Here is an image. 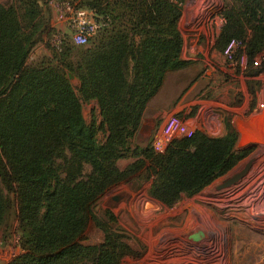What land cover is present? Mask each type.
Listing matches in <instances>:
<instances>
[{
	"label": "trees",
	"instance_id": "trees-1",
	"mask_svg": "<svg viewBox=\"0 0 264 264\" xmlns=\"http://www.w3.org/2000/svg\"><path fill=\"white\" fill-rule=\"evenodd\" d=\"M75 1L107 27L84 46L65 37L38 64H29L33 49L54 31L46 3L0 4V230L13 216L22 247L9 264H121L138 254L113 214H97L107 192L149 182L150 196L173 208L249 154L237 149L229 120L223 136L198 131L173 140L164 153L134 144L168 75L192 65L183 58L180 29L188 0ZM224 19L220 41H242L253 62L264 51V0H230ZM93 101L102 117L98 127L83 113ZM121 160L132 162L122 169ZM92 224L105 234L101 245L83 244Z\"/></svg>",
	"mask_w": 264,
	"mask_h": 264
},
{
	"label": "rangeland",
	"instance_id": "rangeland-1",
	"mask_svg": "<svg viewBox=\"0 0 264 264\" xmlns=\"http://www.w3.org/2000/svg\"><path fill=\"white\" fill-rule=\"evenodd\" d=\"M11 1L0 0V4L7 5ZM189 1L190 4L192 2L186 16L189 22L185 28L182 27V31L187 56L192 54L200 61H192V65L184 69L185 72L170 75L168 86L179 94L188 85L189 89L195 85L193 100L197 104L176 115L189 120L188 123L197 130L216 137L226 130V120L232 123L237 119L248 121L264 112V64L262 69L250 67L245 73L228 70L222 56L225 42H221L219 36L225 25L224 11L230 0ZM44 3L51 12L53 37H43L33 49L29 64H38L53 57L57 34L65 33L66 40L72 41L68 27L57 22L50 0H44ZM193 23L195 25L191 26ZM217 28L219 34L214 38ZM257 72L259 75L255 77ZM72 83L79 88L76 78ZM251 84L254 90L258 88L256 105ZM83 113L89 125L101 126L102 117L97 102L84 104ZM166 116L157 117L154 123L148 125L146 133L140 130L134 144L152 145ZM98 138L104 141L106 134L99 131ZM240 147L237 146L239 151L249 150V154L233 170L200 194L183 198L173 208L150 196L149 182L142 184L135 180L107 192L99 201L96 212L102 218L107 212L113 214L116 228L123 232L127 237L125 240L138 254L125 257L121 264H264V207L259 208V205L264 206V124L251 132ZM131 162L121 160L119 166L124 169ZM248 165L250 169L242 180L219 190L223 182ZM233 187L239 189L223 197H214L218 192ZM197 232L204 237L200 243L189 239ZM104 240L103 231L92 224L83 244L98 246ZM21 253L18 221L12 216L0 230V264H9Z\"/></svg>",
	"mask_w": 264,
	"mask_h": 264
},
{
	"label": "built area",
	"instance_id": "built-area-1",
	"mask_svg": "<svg viewBox=\"0 0 264 264\" xmlns=\"http://www.w3.org/2000/svg\"><path fill=\"white\" fill-rule=\"evenodd\" d=\"M50 4L55 9L57 22L68 27L72 42L77 46L87 45L92 38L96 37L108 25L105 19L98 20L94 11L79 7L76 1L50 0ZM65 37V33H59L55 36L54 46L58 50L61 48ZM222 56L226 68L232 72L240 70L245 73L250 67L259 70L262 69L264 64V51L251 62L245 52L244 43L235 38L226 42L222 50ZM188 121L176 114L168 115L153 138L152 147L155 152L164 153L175 139L192 138L198 131L205 133L203 130H197V128L191 126Z\"/></svg>",
	"mask_w": 264,
	"mask_h": 264
},
{
	"label": "crops",
	"instance_id": "crops-1",
	"mask_svg": "<svg viewBox=\"0 0 264 264\" xmlns=\"http://www.w3.org/2000/svg\"><path fill=\"white\" fill-rule=\"evenodd\" d=\"M191 7H192V2L190 4V1L188 0L187 3L185 4L184 14H183V17H182L181 22H180L181 31H182V27L185 28L187 22H189V19L186 16H187V11L190 12V10H188V8L191 9ZM187 19H188V21H187ZM190 25L194 26L195 24L193 23ZM191 26H189L188 28H190ZM182 34H183L184 41H185V34L183 33V31H182ZM218 34H219V29L217 28L216 34L213 37L214 38L217 37ZM191 50L194 51L193 49H191ZM183 58L185 60H189V61H198L199 60L198 58H195L192 54L187 56V48L185 46V43H184V50H183ZM206 60H208V58H206ZM203 62H205V60H203ZM186 70L178 71V73L185 72ZM174 73H176V72L170 73L168 75L166 82H165V85L163 86L162 90L149 103V105L145 111V114H144L141 132L145 131V133H146L148 131V128H149L148 125L149 124L151 125L152 122L154 123L155 120L157 119V117L162 116V118H163L166 115L168 116L171 114H180L181 112L186 111L190 107L195 106L197 104V101L193 100V91H194L195 85L191 89L188 88L189 87V85H188L187 87L182 89V91L179 94H177L175 92V90H173L174 88L171 89L168 86L169 81H170V75H173ZM225 133H226V130L225 131L223 130V133L220 136H223Z\"/></svg>",
	"mask_w": 264,
	"mask_h": 264
},
{
	"label": "water",
	"instance_id": "water-1",
	"mask_svg": "<svg viewBox=\"0 0 264 264\" xmlns=\"http://www.w3.org/2000/svg\"><path fill=\"white\" fill-rule=\"evenodd\" d=\"M69 78L72 81L75 79V77L71 74L69 75ZM261 123L264 124V112L260 116H257L256 118H253L248 121L237 119L233 122L234 130L239 135V141L237 145L239 148H241L240 146L244 142L245 138L249 137V134H251V132L257 129ZM249 169H250V165L246 166L244 170H242L241 172H239L232 178L223 182V184L219 187V190L230 187L238 183L240 180H242L245 177ZM203 238L204 237L201 232L193 233L189 236V239L196 241V242L199 241V243L201 242L200 240Z\"/></svg>",
	"mask_w": 264,
	"mask_h": 264
},
{
	"label": "bare ground",
	"instance_id": "bare-ground-1",
	"mask_svg": "<svg viewBox=\"0 0 264 264\" xmlns=\"http://www.w3.org/2000/svg\"><path fill=\"white\" fill-rule=\"evenodd\" d=\"M240 187V186H239ZM239 187H233L232 189H226V190H224V191H222V192H218L217 194L218 195H215L214 197H220V196H226L227 194H231V193H234V192H236V190H237V188L239 189ZM226 199H227V197H225ZM225 198H223V199H225ZM220 199V198H219ZM262 207H264L263 205H259V208H262Z\"/></svg>",
	"mask_w": 264,
	"mask_h": 264
},
{
	"label": "flooded vegetation",
	"instance_id": "flooded-vegetation-1",
	"mask_svg": "<svg viewBox=\"0 0 264 264\" xmlns=\"http://www.w3.org/2000/svg\"><path fill=\"white\" fill-rule=\"evenodd\" d=\"M251 170H252V169H251ZM250 172H251V171H250ZM250 172H249V173H250Z\"/></svg>",
	"mask_w": 264,
	"mask_h": 264
}]
</instances>
